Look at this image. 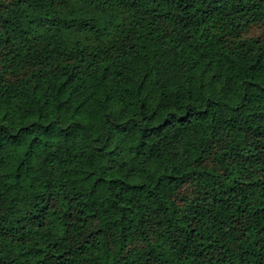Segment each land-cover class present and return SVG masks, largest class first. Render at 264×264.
I'll return each instance as SVG.
<instances>
[{"label":"trees","instance_id":"obj_1","mask_svg":"<svg viewBox=\"0 0 264 264\" xmlns=\"http://www.w3.org/2000/svg\"><path fill=\"white\" fill-rule=\"evenodd\" d=\"M0 264H264V0H0Z\"/></svg>","mask_w":264,"mask_h":264}]
</instances>
